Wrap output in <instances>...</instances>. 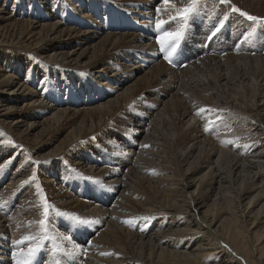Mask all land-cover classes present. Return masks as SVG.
Instances as JSON below:
<instances>
[{
  "label": "bare ground",
  "instance_id": "6f19581e",
  "mask_svg": "<svg viewBox=\"0 0 264 264\" xmlns=\"http://www.w3.org/2000/svg\"><path fill=\"white\" fill-rule=\"evenodd\" d=\"M42 1L0 0V44L41 62L0 50V129L17 143L0 136V264L37 246L31 264H205L213 253L210 264H259L243 235L264 223V28L178 69L159 51L151 0H110L102 22L96 0ZM233 1L264 16V0ZM60 160L84 178L63 177ZM32 168L57 208L44 226L53 242L24 240L46 204L26 205ZM13 187L25 198L7 207Z\"/></svg>",
  "mask_w": 264,
  "mask_h": 264
},
{
  "label": "rangeland",
  "instance_id": "374dc122",
  "mask_svg": "<svg viewBox=\"0 0 264 264\" xmlns=\"http://www.w3.org/2000/svg\"><path fill=\"white\" fill-rule=\"evenodd\" d=\"M18 1L20 3L21 0H18ZM151 1L157 6H160V7L163 6L162 3H161V0H151ZM42 2L47 4L46 0H44ZM96 2H95V12H97V14H96L97 17L96 18L98 19L99 22L100 21L102 22L103 19L110 18L113 15L114 10L118 7L117 5L115 6V4L113 5L110 0H96ZM170 2H172V3L174 2L176 4V6H178L177 8H181V7L183 8V7L187 6L189 0H175V1L171 0ZM177 3H178V5H177ZM232 5L236 6L239 9L241 8V11L247 12L248 14H250L252 16H256L257 15L256 17L264 18V16L263 17L260 16V15L258 16L257 13L251 12L250 10H248V9H246L244 7H243V10H242V6L239 5L238 3H236L233 0H230V4L229 5H221V4H219L217 2V0H200L199 12L196 15L195 19L191 22V27L188 29L187 34H186V36L184 37V39L182 41V45H181V48H180V51L182 52V55H175L173 57L174 63H170V64L175 66V68L179 69L180 67L176 66L177 64L180 65V63H183V62L191 60L193 55H197L199 53V51L201 49H203V48H206V49H208V48L217 49V50L223 51V49H225V48L240 49V48H243L247 44H250L252 42H256V40L262 34V33H260L259 30L264 28V23L254 24L253 22L248 21L246 19V17L241 16L239 13L232 12L230 10ZM18 9H20V4L18 5ZM162 13H164V12H162ZM173 14L175 15V13H173ZM166 15H168V16H166ZM169 15L170 14L168 12H166V14L165 15L163 14L162 16H164L165 20L167 21L168 18H169ZM225 15H227V20H226V22H225V24L223 26L222 31L215 38H213L212 41L209 43L207 37L210 35L211 30L214 29V27L219 22V20L222 19V17L224 18ZM171 22L175 25V27L173 29H169L168 28V30H170V31L171 30H175V28L178 26V22L177 21H174V22L171 21ZM166 30H167V27H166ZM249 33H251L252 35L250 36V38H247V37H249ZM230 36H231V38H230ZM259 45H261V44H259ZM226 46H228V47H226ZM262 46L263 45H261L259 47H262ZM0 50H6V51L8 50L11 54H13L15 56V59L19 63H24V62L30 61L35 66L41 67V62L35 56V52H33V51L29 50V49L26 50L25 47L21 46V44H19V43L10 44V45L0 44ZM192 51H193V53H192ZM183 58H185V59H183ZM42 70H46V69H42ZM41 76H43V75L41 74ZM203 107H205V105ZM3 134H4L3 130L0 129V136L1 137L6 136V137H8V139H6V141L11 140L13 142L12 144H8L6 142L5 145H16L17 144L12 138L7 136V133H5L4 135ZM100 138H101V136H98V134H96L95 138H94V136H90V138H89L90 139V141H89L90 143H88V144L91 145L90 147H91L92 150H94V152H95V147L102 145V140ZM81 143H82V145H84L83 143H85V142H81ZM19 147L21 149L24 148L23 145H20ZM29 154H30L29 152H26V156L24 158L25 160L29 159ZM100 162H104V161H100ZM64 163L65 162L60 160V168L62 169V174L61 175L63 177H67L69 180H71V179L76 180L77 178H79V179L76 180V182H79V181H81L84 178V175L82 173H79V172L77 174H75V175L71 174L69 171L66 170V169H68V167ZM30 165L31 166H29V167L33 166V164H30ZM61 165H63V166H61ZM13 167H14V165L12 166V168ZM33 170H34L33 168L30 169V171L28 173H26L24 176H22V178H24L23 181H27V180H29L30 177L35 175V180L32 181L30 183V186H29L31 189L27 188V191H30V198H29L30 200H29V202L26 203V205H28V206L31 205L29 207V209H33V208H35L37 206H40L41 203H46L48 206H51V207L54 206L53 210H55V209L57 210L56 206L53 204V202H52L51 198L48 196L47 192H45V190L42 189L39 186V184H37L38 181H39L38 174L35 173ZM3 173H4V171H3L2 167H0V177L3 175ZM81 175H83V176H81ZM14 189L15 188L13 187V189H12L13 191L11 190L9 192V196L13 197L11 203H10V199L6 198V202L7 201L8 202L5 203V205H7V207H8L9 204H10L9 207H12V205L16 203L14 201L17 199V197L19 195L22 198H25L24 189L18 188L17 189L18 192L16 191V189L15 190ZM14 191H16V192L13 193ZM17 193H20V194L17 195ZM41 193H42V195H40ZM11 194H12V196H11ZM40 200H41V202H40ZM33 203L35 204V207H33L34 206ZM23 206H21V207H23ZM61 211H63V210H61ZM41 218L44 219L45 218L44 215L41 216L39 219L36 218V217L34 218V224L37 225L36 229L33 230V231H29V232L26 231V237H28L29 239L31 237L34 238L35 235L37 234L38 240L40 239L39 242L42 241V239L43 240L45 239L44 241L51 239L50 241L53 242V238H51L47 234V229H45L44 227L42 228L41 225L39 224V221L41 220ZM245 229L246 228L243 226L242 227V231H243L242 235L246 231ZM37 230H38V232H37ZM41 231H43V232L41 233ZM42 236H43V238H42ZM243 236H244L243 238L248 243H250L251 245H253L255 247V249L258 252V254H260V259L258 261L259 264H264V223L257 224L252 229H250L248 232H246ZM187 237L186 236L185 237H181L180 239H186ZM218 244L222 248H224V249L226 248L225 245L222 242L218 241ZM251 250L252 249L250 247H247V252L245 251L244 253L249 257V259L253 260V259H255V254ZM25 253L27 254V252H25ZM234 258L235 259L238 258L241 262L243 261L242 262L243 264H245L244 260L241 259L239 256L236 255V256H234ZM207 259L205 260V264L217 263V262L220 261L221 255H219L218 253H213V254H210L209 259L208 260Z\"/></svg>",
  "mask_w": 264,
  "mask_h": 264
},
{
  "label": "snow or ice",
  "instance_id": "6c2138e0",
  "mask_svg": "<svg viewBox=\"0 0 264 264\" xmlns=\"http://www.w3.org/2000/svg\"><path fill=\"white\" fill-rule=\"evenodd\" d=\"M217 2L221 5H229L230 0H217ZM161 3L163 7L158 6L156 8L157 17L154 21L150 20V23L154 24V31L156 32V42L159 45V51L163 54V58L168 61L169 63H174L173 57L175 55H182V52L180 51L182 41L184 37L187 34L188 29L191 27V22L195 19L196 15L199 12V5L200 0H189L187 6L183 8H177L176 5L170 0H161ZM172 11L175 13V15H169L168 20L161 19V14L163 11ZM234 13H239L241 16L246 17V19L250 22H253L254 24H261L264 23V18H259L256 16H252L248 14L247 12L241 11L236 6L232 5L231 9ZM211 19V18H210ZM227 20V15H225L224 18L220 19L219 22L216 24L213 30H211L210 35L207 37L209 43L212 41L213 38H215L223 29V26ZM170 21H177L178 26L175 28V30H166V25ZM252 34L249 33L250 38ZM246 38V39H247ZM180 66V65H176ZM204 109H200V112H203ZM205 131H208L207 126L205 127ZM8 144H12L13 142L11 140L7 141ZM229 143H231L229 141ZM147 147V146H145ZM38 163V162H37ZM35 180V175L29 178V180L22 182V186L31 183ZM103 186V185H101ZM50 211L47 204L44 205L43 213H44V219H41L39 221V224L43 228L46 223L50 222L48 218V212ZM72 219H75L74 217ZM94 222V221H93ZM88 223L86 220H81L77 224V230L79 227L85 226ZM28 237H25L24 240H28ZM24 241H16L14 243L21 244ZM89 244H91V241H89ZM40 248L39 246L35 248H29L27 256L29 259H25L22 261H17L16 264H31V258L35 257ZM15 252L13 253V256L15 257Z\"/></svg>",
  "mask_w": 264,
  "mask_h": 264
}]
</instances>
